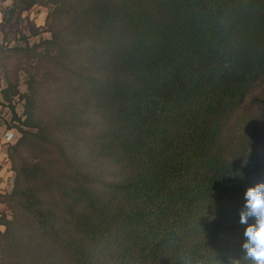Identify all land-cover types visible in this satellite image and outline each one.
<instances>
[{
  "label": "trees",
  "instance_id": "16d2710c",
  "mask_svg": "<svg viewBox=\"0 0 264 264\" xmlns=\"http://www.w3.org/2000/svg\"><path fill=\"white\" fill-rule=\"evenodd\" d=\"M10 1L47 13L0 46L21 134L0 264H252L240 213L264 182V0Z\"/></svg>",
  "mask_w": 264,
  "mask_h": 264
},
{
  "label": "rangeland",
  "instance_id": "374dc122",
  "mask_svg": "<svg viewBox=\"0 0 264 264\" xmlns=\"http://www.w3.org/2000/svg\"><path fill=\"white\" fill-rule=\"evenodd\" d=\"M10 5V0H0V46L4 47H14L17 44H22L23 40L21 39V35L30 34V23L33 22V24L36 26L44 25L47 13L46 9L39 5H34L31 8L18 10L15 13H11L9 12ZM5 12L8 13V18H5ZM46 36H49V34L42 33L38 36H30L28 41L30 43H34L38 41L40 37ZM0 82L2 85L3 81L1 79ZM19 88L23 92L27 90V85L25 83V74L22 71L20 72ZM14 105L16 113H18L19 116H22L23 101H20L18 98H16L14 101ZM8 110L12 111L10 107L8 108ZM4 111L5 109L2 108V112L0 113V122L5 125H9V120H6L5 116H3ZM0 211L7 212L8 214L10 213L4 203H0Z\"/></svg>",
  "mask_w": 264,
  "mask_h": 264
},
{
  "label": "clouds",
  "instance_id": "9594fccd",
  "mask_svg": "<svg viewBox=\"0 0 264 264\" xmlns=\"http://www.w3.org/2000/svg\"><path fill=\"white\" fill-rule=\"evenodd\" d=\"M244 196L246 203L240 213V223L247 227L242 248L252 264H264V182L248 187ZM250 218H254V223H249Z\"/></svg>",
  "mask_w": 264,
  "mask_h": 264
},
{
  "label": "built area",
  "instance_id": "2783aa9c",
  "mask_svg": "<svg viewBox=\"0 0 264 264\" xmlns=\"http://www.w3.org/2000/svg\"><path fill=\"white\" fill-rule=\"evenodd\" d=\"M9 123L0 130V194L3 195L11 193L15 185L9 149L21 135L16 126L18 122L10 120Z\"/></svg>",
  "mask_w": 264,
  "mask_h": 264
},
{
  "label": "crops",
  "instance_id": "0c3cea01",
  "mask_svg": "<svg viewBox=\"0 0 264 264\" xmlns=\"http://www.w3.org/2000/svg\"><path fill=\"white\" fill-rule=\"evenodd\" d=\"M0 19H1V15H0ZM1 21V20H0ZM1 82H0V113L2 112V108L5 109L3 116H5L6 120H11V118L13 117V114L11 113L12 111L8 110L9 106L6 105L3 101V97H2V93H1ZM5 126V124H3L2 122H0V130Z\"/></svg>",
  "mask_w": 264,
  "mask_h": 264
}]
</instances>
